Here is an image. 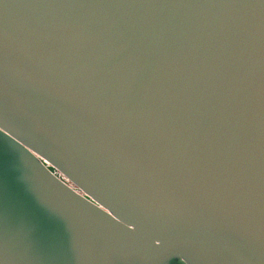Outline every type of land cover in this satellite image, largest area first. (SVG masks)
<instances>
[{
    "label": "water",
    "instance_id": "obj_1",
    "mask_svg": "<svg viewBox=\"0 0 264 264\" xmlns=\"http://www.w3.org/2000/svg\"><path fill=\"white\" fill-rule=\"evenodd\" d=\"M0 264H264V0H0Z\"/></svg>",
    "mask_w": 264,
    "mask_h": 264
},
{
    "label": "built area",
    "instance_id": "obj_2",
    "mask_svg": "<svg viewBox=\"0 0 264 264\" xmlns=\"http://www.w3.org/2000/svg\"><path fill=\"white\" fill-rule=\"evenodd\" d=\"M60 176L62 179H65L72 184L71 180H69L62 172H60Z\"/></svg>",
    "mask_w": 264,
    "mask_h": 264
}]
</instances>
